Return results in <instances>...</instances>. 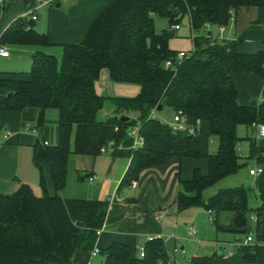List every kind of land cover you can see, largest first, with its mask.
I'll return each instance as SVG.
<instances>
[{
    "label": "trees",
    "instance_id": "trees-1",
    "mask_svg": "<svg viewBox=\"0 0 264 264\" xmlns=\"http://www.w3.org/2000/svg\"><path fill=\"white\" fill-rule=\"evenodd\" d=\"M59 1V0H58ZM27 6L37 0H26ZM55 6V3L54 5ZM264 7V0H115L93 22L86 38L64 45L61 59L43 50L33 54L27 78L19 73L0 72V88L7 91L0 100V112L39 110L38 127L46 113L58 111V141L45 144L37 139L33 161L41 175L42 196L23 183L13 194L0 193V264H75L78 252L95 248L110 200L64 197L72 155L96 159L103 147H111L114 158L127 156L129 169L120 188L139 178L143 168L163 164L170 155L206 158L207 173L196 168L190 180L182 181L176 204L180 211L202 206L216 216L231 212L234 231L248 233L251 217L254 231L264 242V183L255 188L261 203L249 204L250 186L219 189L209 198L208 188L237 173L245 164L239 145L238 126L264 124V92L259 101L238 102L235 72H249L264 78V50L242 52L239 39L214 37L211 26L224 27L243 9ZM167 18L169 27L158 32L155 17ZM188 19L193 32V50L178 59L170 39L178 37L175 25ZM236 20V19H235ZM37 19H16L0 38V44L50 45L49 34L36 29ZM252 27H263L254 22ZM167 61L172 65L167 67ZM108 69L113 81L139 85L134 97L104 96L96 91L101 71ZM107 102L113 109L105 118L100 112ZM162 105L188 119L191 131H175L168 122L152 114ZM129 117L123 120L122 117ZM138 125L143 146L134 147L129 128ZM217 139L215 152L211 145ZM262 149L252 155L261 159ZM44 162H49L54 193L46 183ZM87 176V174H86ZM85 176L78 174V179ZM255 257V248L241 246ZM104 264L114 260L128 264H159L166 260L162 237H151L144 256L132 247L114 242L101 251ZM210 256L192 258L190 264H207Z\"/></svg>",
    "mask_w": 264,
    "mask_h": 264
},
{
    "label": "crops",
    "instance_id": "crops-1",
    "mask_svg": "<svg viewBox=\"0 0 264 264\" xmlns=\"http://www.w3.org/2000/svg\"><path fill=\"white\" fill-rule=\"evenodd\" d=\"M114 1L59 0L55 2V6L39 7L36 29L49 34L50 45L40 47L4 44L10 56H0V58L11 59L13 54L16 58L8 62L6 68L10 71L0 72L19 73L13 78H27V75L21 73H26L31 68L27 71H20V69L17 70L19 68L17 66L23 63L22 68L32 67V56L37 50H43L61 59L64 45L82 42L95 19ZM26 9V0H5L4 3H0V38L16 19L25 15ZM252 16L243 29L238 31L235 38L241 40L238 49L242 52L251 53L264 50V28L252 27L254 22H259L264 26V7L255 8ZM163 19L169 25L168 19ZM157 20L158 16L155 17V25ZM185 22L188 31H183ZM238 22L239 14L233 24L236 32ZM211 27L213 32L216 26ZM223 32L224 30L220 31L222 36ZM176 33L178 37L170 39V47L178 52L180 50L191 52L194 47L193 32L187 18L183 20ZM233 78L238 88V102L241 105L261 100L264 92L263 77L249 72H235ZM140 90L139 85L113 81L106 68L101 71L100 78L96 81L97 93L104 96L134 97L139 94ZM7 94L5 89L0 88V100L5 99ZM112 109L113 104L107 102L106 107L100 112V117H107ZM38 116L39 110L34 107L19 112H0V193L13 194L23 183H26L32 187L37 196L43 194L42 189L37 186L36 175L39 170L33 161L34 144L37 139L44 143L45 141L49 144L57 143L58 113L49 114L48 110L43 128L38 127ZM238 134L242 138L240 154L244 157L246 164L237 173L224 177L215 185L221 183L219 187L222 189L234 186V182L244 184L248 179H252L254 183L253 188L250 187L249 200L254 196L256 205H251V201L249 204L255 208L261 203L255 186L258 183H264V146L259 144L261 137L258 135L256 125L240 124ZM255 144L262 148L260 149L263 156L261 159L252 155ZM112 159L110 171L106 175L96 174L94 171L96 159L92 160L88 180L93 183V187L87 196L74 197L100 200L109 198L110 200L105 222L100 228L102 231L95 244V248L100 251L94 253L92 249L76 253L75 264H104L106 256L101 251L114 242L130 245L133 253L143 257L142 248L151 237L157 236L163 238L167 256L166 260L159 264H190L192 258L202 256H210L207 264H264V242L257 239L254 231V217H251L247 228L249 232L246 234L234 231V215L231 212L216 216L202 206L192 207L185 211L178 209L176 199L182 190V181L190 180L196 168L207 173L209 164L206 158H181L170 155L163 164L143 168L135 184L132 182L122 188L120 184L129 169L131 159L127 156L114 158L113 155ZM44 166L51 175L49 162H44ZM257 166L263 167V171L253 177L250 169ZM90 176L94 179L90 180ZM210 188L205 192L206 198L212 196L207 194ZM48 189H50L49 186ZM201 208L203 213L200 211ZM203 216L207 217V221L201 224ZM190 226H195L197 229L195 237L189 235ZM249 235L253 237V240L247 245L255 248L253 258L247 256L248 251L241 250V246H245L244 241ZM177 248L179 251H176ZM112 264L128 263L114 260Z\"/></svg>",
    "mask_w": 264,
    "mask_h": 264
},
{
    "label": "rangeland",
    "instance_id": "rangeland-1",
    "mask_svg": "<svg viewBox=\"0 0 264 264\" xmlns=\"http://www.w3.org/2000/svg\"><path fill=\"white\" fill-rule=\"evenodd\" d=\"M254 10H255V8L241 10L239 12V22H238V26H237V28H238L237 32L234 29L235 28L233 25L234 22H230V24L223 27L224 32H223L222 38H230V39L234 38L235 39L238 31H241L243 29V27L245 26V24H247L248 19H251L253 17L252 14H253ZM183 26H184L183 31H188L186 22ZM167 27H169V25H167V21L163 18H159V16H158V20H157V24H156L157 30L161 31L163 29H166ZM213 36L214 37H220V27H216L213 30ZM14 58H16L15 54H13V57L11 59L0 58V71H10L9 68H6V67H8L7 66L8 62ZM23 65H24L23 63L19 64L17 66V67H19L17 70L20 69V71H22V70L27 71L28 69L31 68V66H29V68H22ZM107 108H109V106ZM52 112L55 114L58 113V111L56 109H50L49 110V114H52ZM174 116H175V112L170 107H165L164 110L158 111L156 114V117L159 120L166 121V122L173 121ZM217 146H218V141H217V139H214V142L211 145V151L215 152L217 149ZM92 160H94V159L91 157H86V156L72 155L70 157L69 173H68V185L61 192V194L63 196H65V197H77V196L84 197V196L88 195L89 190L92 189V187H93V185H92L93 183H91L88 180V177H89L88 174L92 168V164H91ZM112 162H113L112 148L108 147L106 152H102V154L96 158L94 171L96 172V174L102 173L103 175H106L110 171ZM79 171L85 176V178L83 180L78 179V172ZM44 174L46 177L47 186L50 187L49 191L51 193H54L55 190L53 189L52 178H51L49 171L46 170V166H44ZM85 174H87V176ZM36 180L38 181L37 186L40 189H42L41 188V175H40L39 171H37ZM253 183L254 182L252 179H248L246 182H244L243 185L250 186L253 188ZM219 184H221V183H219ZM219 184L211 187L208 190L209 193H207V194L214 195L216 192H218L219 189L221 188V187H219L220 186ZM233 185L238 186V185H242V184H238V183L234 182ZM231 187H233V186H231ZM251 192H253V190H251ZM249 201H251V205H253V206L256 205L255 201H254V196L251 197V200H249ZM200 211L202 212L203 209L201 208ZM203 218H204V216H203ZM206 219H207V217L205 216V218L201 221V224L206 223V221H207Z\"/></svg>",
    "mask_w": 264,
    "mask_h": 264
},
{
    "label": "built area",
    "instance_id": "built-area-1",
    "mask_svg": "<svg viewBox=\"0 0 264 264\" xmlns=\"http://www.w3.org/2000/svg\"><path fill=\"white\" fill-rule=\"evenodd\" d=\"M58 1V0H37V2L34 5H28L27 9H26V13H25V17L28 18H32L34 20H36L38 18V14H37V10L39 7L45 6V7H51L54 5V3ZM5 0H0V3H4ZM235 15L234 13H232V17H231V22H235ZM180 28V25H175L173 26L174 30H178ZM220 31H223V27H220ZM220 36L222 37V34H220ZM188 54V52L184 51V50H180L178 52V59L183 58L184 56H186ZM0 56L2 57H9L10 56V52L8 50V48L4 45V44H0ZM167 67H170L172 65L171 61H167L166 63ZM107 113V111H106ZM152 114L154 116H156L157 114V110L154 109ZM166 122V121H165ZM168 124L172 127L173 130L175 131H182V130H188L191 131V127L188 125V119L185 115H183L182 113H176L174 116L173 121L168 122ZM256 128L258 131V135L261 138H264V124H256ZM129 136L132 138L133 140V146L136 147H140L143 146L145 143V139L143 134L141 133V128L138 125L132 126L129 128ZM45 144H49L48 141H45ZM106 147L102 148V152L106 151ZM239 150H240V145H239ZM263 171V167H254L250 169V174L251 176L255 177L258 174H260ZM90 180H93L94 177L90 176L89 178ZM136 182L133 181V184H135ZM254 219L256 220V217H254ZM101 229H99L97 231V234L99 235L101 233ZM188 232L189 235L191 237H195L197 234V229L195 226H190L188 228ZM157 237H161V236H157ZM253 237L251 235H249L246 240L244 241V244L247 245L250 242H252ZM100 251V249L98 248H94V253H98ZM142 256H144V248H142ZM176 251H179V248L176 249Z\"/></svg>",
    "mask_w": 264,
    "mask_h": 264
},
{
    "label": "water",
    "instance_id": "water-1",
    "mask_svg": "<svg viewBox=\"0 0 264 264\" xmlns=\"http://www.w3.org/2000/svg\"><path fill=\"white\" fill-rule=\"evenodd\" d=\"M58 5H60V4H58ZM162 109H163L162 105H159V106H158V110H159V111H162ZM122 119H123V120H128L129 117L123 116ZM259 144H260V146H264V138H261V139H260Z\"/></svg>",
    "mask_w": 264,
    "mask_h": 264
}]
</instances>
